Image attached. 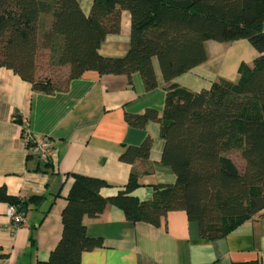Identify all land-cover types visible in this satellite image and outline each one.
Segmentation results:
<instances>
[{
    "label": "trees",
    "instance_id": "trees-1",
    "mask_svg": "<svg viewBox=\"0 0 264 264\" xmlns=\"http://www.w3.org/2000/svg\"><path fill=\"white\" fill-rule=\"evenodd\" d=\"M131 17L130 47L120 57L100 54L108 34L120 28V14ZM264 0H92L85 14L78 0H0V67L11 69L32 88L45 93L65 90L71 79L92 70L100 75L138 72L146 90L157 86L154 60L165 82L162 115L156 109L126 114L143 127L160 123L162 163L175 173L173 183L154 185L152 198L131 193L139 186L130 172L124 188L105 198L102 179L74 175L61 213L62 234L47 261L37 264H86L81 254L101 245L90 237L83 218L97 217L108 203L133 222L161 224L168 212L184 210L207 239L225 236L264 208ZM246 39L258 51L252 65L241 64L236 81L219 78L192 91L174 79L202 64L210 40ZM49 52V64L66 69L60 82L37 77L36 56ZM150 139L128 146L120 159L146 161ZM244 162L240 170L230 154ZM0 200L25 213L39 196L27 199L0 189ZM33 240V239H32ZM1 256V254H0Z\"/></svg>",
    "mask_w": 264,
    "mask_h": 264
},
{
    "label": "crops",
    "instance_id": "crops-1",
    "mask_svg": "<svg viewBox=\"0 0 264 264\" xmlns=\"http://www.w3.org/2000/svg\"><path fill=\"white\" fill-rule=\"evenodd\" d=\"M78 1L88 14L92 0ZM130 27V13L122 10L119 31L104 38L100 54L123 56L130 47ZM206 49V61L177 76L175 83L200 91L219 78L236 81L241 64L252 65L258 55L246 39L212 40ZM154 68L157 86L151 90L145 89L138 72L100 75L88 70L71 79L65 90L45 93L0 67V189L23 199L40 197L29 204L18 225L7 214L8 203L0 200V264L48 260L62 234L61 213L75 174L105 181L99 189L105 198L122 190L134 169L139 186L131 194L139 200L151 199L154 185L175 181L172 168L161 161L160 123L148 120L135 127L126 119V114L149 108L162 115L165 82L156 60ZM23 126L37 140L50 139L47 162L29 153L22 141ZM145 139H150L146 161L120 159L126 147ZM83 224L90 237L101 240L100 246L82 252L86 264H264V208L216 239L201 237L198 223L184 210L168 212L155 226L128 221L120 207L108 203L97 217L85 216Z\"/></svg>",
    "mask_w": 264,
    "mask_h": 264
},
{
    "label": "built area",
    "instance_id": "built-area-1",
    "mask_svg": "<svg viewBox=\"0 0 264 264\" xmlns=\"http://www.w3.org/2000/svg\"><path fill=\"white\" fill-rule=\"evenodd\" d=\"M22 141L29 153L37 157L40 161L47 162L50 159L52 145L47 136L37 140L33 137L30 129L27 126H23ZM7 214L16 225L22 223L24 220V213L17 212L14 206L8 207Z\"/></svg>",
    "mask_w": 264,
    "mask_h": 264
},
{
    "label": "rangeland",
    "instance_id": "rangeland-1",
    "mask_svg": "<svg viewBox=\"0 0 264 264\" xmlns=\"http://www.w3.org/2000/svg\"><path fill=\"white\" fill-rule=\"evenodd\" d=\"M36 75L37 77H50L58 83L64 79L66 69L51 66L49 64V52L41 49L36 56ZM230 156L234 160L237 167L242 170L244 162L240 158L239 154L237 152H232Z\"/></svg>",
    "mask_w": 264,
    "mask_h": 264
}]
</instances>
